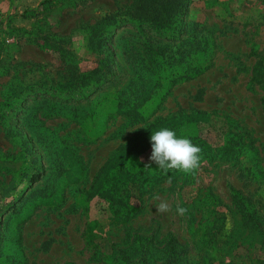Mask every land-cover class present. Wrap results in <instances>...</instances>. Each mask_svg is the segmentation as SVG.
<instances>
[{
  "label": "rangeland",
  "instance_id": "1",
  "mask_svg": "<svg viewBox=\"0 0 264 264\" xmlns=\"http://www.w3.org/2000/svg\"><path fill=\"white\" fill-rule=\"evenodd\" d=\"M174 1L0 0V264H264V0Z\"/></svg>",
  "mask_w": 264,
  "mask_h": 264
},
{
  "label": "clouds",
  "instance_id": "2",
  "mask_svg": "<svg viewBox=\"0 0 264 264\" xmlns=\"http://www.w3.org/2000/svg\"><path fill=\"white\" fill-rule=\"evenodd\" d=\"M150 160L155 162L157 168L167 172L169 170L192 173L199 168L202 149L193 144L187 137H178L174 130L163 127L151 135ZM155 199L159 200V196ZM156 212L166 213L170 205L165 200H160L156 206ZM187 208L177 205L176 212L183 215Z\"/></svg>",
  "mask_w": 264,
  "mask_h": 264
},
{
  "label": "trees",
  "instance_id": "3",
  "mask_svg": "<svg viewBox=\"0 0 264 264\" xmlns=\"http://www.w3.org/2000/svg\"><path fill=\"white\" fill-rule=\"evenodd\" d=\"M134 1L137 2V1H140V0H134ZM161 2H163V1L162 0H151L150 6H151V10L153 11V14L154 15H158L159 17L157 19H161L162 21H164V19H165V18H163L164 16L170 15V12H172V11H176L177 12L178 9H179L178 8V6H179L178 4L179 3H176L174 0H171V2H169V7L167 9L163 8L165 6ZM133 15H132V17H133ZM116 103H117V111L120 112L121 111V100H116ZM260 105H261L262 109H264V100H262L260 102ZM32 178H33V176H32ZM168 246H170V242L168 243ZM141 248H144V249L142 250L141 253L139 251V255L138 256H143V254L147 253L148 247H147L146 242H144L143 244L139 243L138 249H141Z\"/></svg>",
  "mask_w": 264,
  "mask_h": 264
}]
</instances>
